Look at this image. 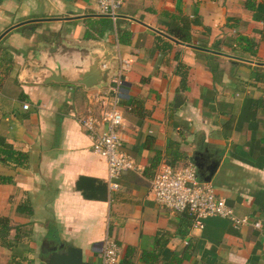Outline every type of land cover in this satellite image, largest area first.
<instances>
[{
    "label": "crops",
    "instance_id": "crops-1",
    "mask_svg": "<svg viewBox=\"0 0 264 264\" xmlns=\"http://www.w3.org/2000/svg\"><path fill=\"white\" fill-rule=\"evenodd\" d=\"M107 19L97 0H0V150L28 155L0 162V264H46L60 244L102 264L106 238L120 264H264V0H123L110 31ZM95 51L134 61L121 150L141 170L117 190L81 125L90 109L102 118L108 88L22 80L35 60ZM195 153L218 164L210 183L247 224L214 217L200 230L155 202L160 166Z\"/></svg>",
    "mask_w": 264,
    "mask_h": 264
},
{
    "label": "built area",
    "instance_id": "built-area-1",
    "mask_svg": "<svg viewBox=\"0 0 264 264\" xmlns=\"http://www.w3.org/2000/svg\"><path fill=\"white\" fill-rule=\"evenodd\" d=\"M100 14L117 21L123 6V0H97ZM131 56H119V69L112 78L111 86L102 102V118L90 109L89 115L81 120L83 129L93 140L96 154L106 159L108 165V184L111 190H117L116 181L123 172H139L141 167L136 159L121 150L122 140L120 129L124 123L121 110L122 102L128 99L126 79L133 67ZM25 105V109H28ZM107 128L100 132L101 123ZM151 192L155 202L161 209L175 213H188L194 218L197 229L204 228V222L210 218L219 217L230 220L235 225L247 224V218H238L234 209L227 201L219 196L211 183L199 179L198 169L192 163L181 167L163 164L157 170L152 183ZM260 227L259 223H255ZM102 264H120L121 247L110 238L98 249Z\"/></svg>",
    "mask_w": 264,
    "mask_h": 264
},
{
    "label": "water",
    "instance_id": "water-1",
    "mask_svg": "<svg viewBox=\"0 0 264 264\" xmlns=\"http://www.w3.org/2000/svg\"><path fill=\"white\" fill-rule=\"evenodd\" d=\"M99 54L100 52L95 51L65 66L62 64L42 66L35 60L36 67L30 69L27 67L26 72L29 71V76H26L25 72L22 80L27 83L37 81L45 85L57 83L79 85L88 90L109 88L112 78L117 75L119 69L118 53ZM196 156L198 153L192 157V163L198 169L199 179L210 183L218 164L210 163V166H206L200 163ZM45 255L48 257L46 264H92L84 261L82 249L74 246L66 248L64 244L50 247L45 251Z\"/></svg>",
    "mask_w": 264,
    "mask_h": 264
},
{
    "label": "trees",
    "instance_id": "trees-1",
    "mask_svg": "<svg viewBox=\"0 0 264 264\" xmlns=\"http://www.w3.org/2000/svg\"><path fill=\"white\" fill-rule=\"evenodd\" d=\"M105 22V21H104ZM103 29L107 30H112L113 28V22L111 19H107L105 24H103ZM87 38H90V35L88 33ZM254 45V44H253ZM182 84L185 85L183 82ZM28 159V155L21 153V152H16V151H11V150H0V162L3 163H14L17 165H23ZM7 179L0 177V182H5Z\"/></svg>",
    "mask_w": 264,
    "mask_h": 264
},
{
    "label": "flooded vegetation",
    "instance_id": "flooded-vegetation-1",
    "mask_svg": "<svg viewBox=\"0 0 264 264\" xmlns=\"http://www.w3.org/2000/svg\"><path fill=\"white\" fill-rule=\"evenodd\" d=\"M48 250V249H47Z\"/></svg>",
    "mask_w": 264,
    "mask_h": 264
}]
</instances>
